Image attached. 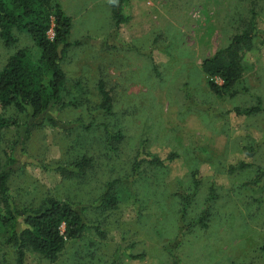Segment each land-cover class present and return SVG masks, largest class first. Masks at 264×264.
<instances>
[{"label": "rangeland", "instance_id": "374dc122", "mask_svg": "<svg viewBox=\"0 0 264 264\" xmlns=\"http://www.w3.org/2000/svg\"><path fill=\"white\" fill-rule=\"evenodd\" d=\"M55 1L71 18L69 41L80 42L61 63L65 87L52 109L57 125H33L0 107V119L20 124L0 127V171L9 166V193L19 208L67 199L82 210L87 228L55 262L27 252L23 264H172V257L179 264H264V43L257 37L245 50L233 97L210 91L200 68L242 31L252 10L264 37V0H124L118 27L112 0ZM14 36L11 46L0 39V69L19 49H33L26 33ZM99 81L112 98L110 114L99 109ZM258 104L257 113L234 112ZM103 124L123 134L115 155L104 150ZM142 147L177 158L132 183L136 204L119 185L118 208L102 211L105 184L126 179ZM83 156L93 167L80 178L52 167ZM258 173L260 181L251 183ZM180 187L194 195L181 232L182 203L174 195ZM204 207L206 227L189 226ZM8 234L0 225V264H16Z\"/></svg>", "mask_w": 264, "mask_h": 264}, {"label": "trees", "instance_id": "16d2710c", "mask_svg": "<svg viewBox=\"0 0 264 264\" xmlns=\"http://www.w3.org/2000/svg\"><path fill=\"white\" fill-rule=\"evenodd\" d=\"M123 1L111 2V12L116 27L125 21L121 12ZM256 20L257 14L252 10L250 18L243 21L242 31L233 35L227 46L202 60L200 68L207 77L208 88L217 96L233 97L236 94L234 87L244 72L242 58L245 50L257 37H260L264 43V37L256 31ZM71 24V18L55 0H0V39L4 45L11 46L17 42L14 32L26 33L34 45L33 49L23 48L16 51L0 69L2 109L14 108L17 112L25 114L33 125L44 123L57 125L52 109L61 102L65 87V73L61 63L68 49L80 44L69 41ZM217 79L220 80V84L216 82ZM97 91L101 99L100 111L110 114L113 107L112 98L103 81L98 82ZM261 110L258 104L244 110L235 109L234 112L251 115ZM12 126L19 129L20 124L13 118L0 119V127ZM101 129L106 154L109 156L117 154L123 134L113 131L107 124L101 125ZM175 158H177L176 153H169L161 159L143 147L139 148L132 157L130 174L122 177L126 178L124 180L114 179L105 184L98 207L102 211L118 208L119 202L115 190L119 185L125 186L136 204L137 198L132 183L142 179L147 170H166ZM12 162H14L13 158L10 159V163ZM92 163L90 157L83 156L75 160L71 166L58 164L52 167L62 177L80 178L92 169ZM245 167L247 165H239V169ZM10 174L9 166L0 171V225L9 232L5 244L14 249L16 264L24 263L27 252L36 253L50 262H55L67 241L77 240L84 234L87 225L82 210L67 199L58 200L53 197L44 198L35 207L19 208L9 193ZM259 174L251 183L257 184L260 181ZM197 176V171L190 174L195 187L199 185ZM174 195L182 203L178 218L181 232L186 225L185 217L188 215V206L194 195L182 187L178 188ZM200 217L198 221L189 223V226L192 227L197 223L206 227V220L209 217L206 207L200 211ZM259 251L264 258V238ZM131 257L135 259L141 256ZM174 258L172 257V264H179Z\"/></svg>", "mask_w": 264, "mask_h": 264}, {"label": "built area", "instance_id": "2783aa9c", "mask_svg": "<svg viewBox=\"0 0 264 264\" xmlns=\"http://www.w3.org/2000/svg\"><path fill=\"white\" fill-rule=\"evenodd\" d=\"M50 36L52 37V33H50Z\"/></svg>", "mask_w": 264, "mask_h": 264}]
</instances>
